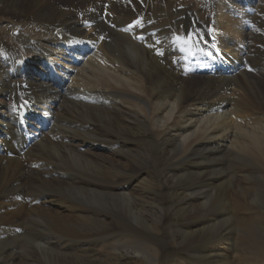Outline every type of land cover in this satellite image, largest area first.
I'll list each match as a JSON object with an SVG mask.
<instances>
[{
  "label": "bare ground",
  "instance_id": "obj_1",
  "mask_svg": "<svg viewBox=\"0 0 264 264\" xmlns=\"http://www.w3.org/2000/svg\"><path fill=\"white\" fill-rule=\"evenodd\" d=\"M207 9L204 22L178 0H0V234L33 247L3 261L264 262V81L242 73L264 51V0ZM142 15H157L144 48L125 33Z\"/></svg>",
  "mask_w": 264,
  "mask_h": 264
},
{
  "label": "rangeland",
  "instance_id": "obj_2",
  "mask_svg": "<svg viewBox=\"0 0 264 264\" xmlns=\"http://www.w3.org/2000/svg\"><path fill=\"white\" fill-rule=\"evenodd\" d=\"M208 2H210V0H178V5L181 7V9H186V11L189 14L190 13L195 14V19L205 22V21L209 20V18L211 16V12H212L210 9H207ZM156 16L150 15L147 18L143 19V15H142L141 18L130 22L128 24V26H129L131 31L125 32V33H127L126 35L127 36H128V34H130L131 36L133 35L132 37H135V38H131V40L133 42L137 43L138 45H140L142 48H144L143 45L147 46L148 43L150 44V42L152 41V38L154 41H156L158 37H154V35H156L157 30L153 29L155 31H153V30L148 31V29L146 28L147 25L149 28L151 26V24L155 23V21L157 19ZM113 20L114 19L106 20L105 24L107 27H109V29L111 28L110 29L111 31H113L114 29L116 31L117 30L116 28L120 25L118 24L119 22L113 23L112 22ZM9 22H12V19L10 18V16L0 12V34H1V36H4V35L7 36V33H6V31L3 30V28L6 25H8ZM141 28H143L144 30ZM252 30H253V32L251 34V37L248 36V38L246 39L247 40L246 43H247V45H249V47H253L252 45H254V44H259V45L262 44L260 42V37L257 35V32L258 33L261 32V29L258 28L255 23H253ZM195 31H198V30H195ZM132 33L139 35L141 38L139 36H136L135 34H132ZM198 33H199V36H196V34H198ZM145 36L147 37V40H149V41L146 40L147 41L146 42L144 40ZM191 37H193V38H191ZM189 38H191V39L188 41V45L192 49H194L195 51H198L200 49V42H201V47H202V43L204 41H208L206 38L202 37V34L200 31L196 32L195 34H193V32H189ZM236 48L237 49L239 48V52L243 49V47L241 45H237ZM233 49H235V46ZM245 59H246V62H245L244 69H243L242 73H246V74H248V75H250V76H252V77H254L260 81H264V51L260 52V51L253 50L249 54H246ZM56 112H58V111H56ZM84 169H85L84 166H82L80 163H78V171L85 173ZM26 239H31V236L19 234V232L4 230L0 234V252L2 251L1 249H3V250L7 249V248L10 249L12 247L13 249L11 250L12 251L11 253L18 252L16 254H19V256L28 255V254H30L33 247L31 244H28V243L26 244V242H25ZM11 244H16V245L11 246ZM246 247L249 248L248 246H246ZM252 249H253V251H257L256 250L257 247H253ZM242 253H244V252H241L239 254H242ZM4 255H6V252L0 254V258H1L0 263L1 264H5V263L6 264H20L19 260L15 261V262H13L11 260H6V261L4 260L5 261L4 262L2 260ZM244 255L248 256V254H244ZM250 256H251V254H250ZM250 256H248V257H250ZM252 259H255V258L252 257ZM113 261H111V264H136L135 261H131V260H129V261L128 260H121L120 262H117L115 260H113ZM253 261L254 262H252V261L239 262L238 259L236 258L237 264H244V263L245 264H264V262H262V261L261 262H255V260H253Z\"/></svg>",
  "mask_w": 264,
  "mask_h": 264
},
{
  "label": "clouds",
  "instance_id": "obj_3",
  "mask_svg": "<svg viewBox=\"0 0 264 264\" xmlns=\"http://www.w3.org/2000/svg\"><path fill=\"white\" fill-rule=\"evenodd\" d=\"M252 202H253V203H255L256 201H255V200H253Z\"/></svg>",
  "mask_w": 264,
  "mask_h": 264
}]
</instances>
